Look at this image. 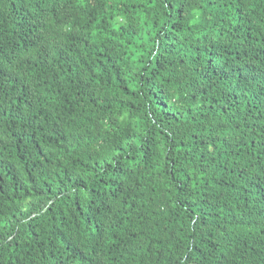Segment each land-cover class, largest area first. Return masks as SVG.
<instances>
[{
    "label": "trees",
    "instance_id": "trees-1",
    "mask_svg": "<svg viewBox=\"0 0 264 264\" xmlns=\"http://www.w3.org/2000/svg\"><path fill=\"white\" fill-rule=\"evenodd\" d=\"M0 264H264V0H0Z\"/></svg>",
    "mask_w": 264,
    "mask_h": 264
}]
</instances>
